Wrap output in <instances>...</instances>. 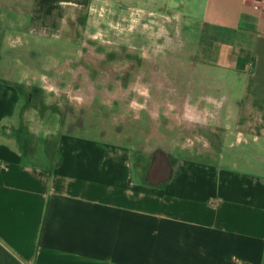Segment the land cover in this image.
I'll list each match as a JSON object with an SVG mask.
<instances>
[{
    "label": "crops",
    "instance_id": "1",
    "mask_svg": "<svg viewBox=\"0 0 264 264\" xmlns=\"http://www.w3.org/2000/svg\"><path fill=\"white\" fill-rule=\"evenodd\" d=\"M68 1L2 0L40 35ZM139 1L113 0L114 14ZM169 1L201 59L229 73L210 113L229 144L184 147L210 161L136 150L138 178L120 135L13 123L22 97L0 81V264H264V0ZM41 129L49 166L31 161Z\"/></svg>",
    "mask_w": 264,
    "mask_h": 264
},
{
    "label": "rangeland",
    "instance_id": "2",
    "mask_svg": "<svg viewBox=\"0 0 264 264\" xmlns=\"http://www.w3.org/2000/svg\"><path fill=\"white\" fill-rule=\"evenodd\" d=\"M146 1L114 14L113 0H69L58 7V26L40 35L30 32L29 16L1 0L0 81L22 97L13 123H43L59 136L120 135L138 178L136 150L210 161L184 147L227 146L226 133L210 129V113L215 101H225L215 97L230 89L229 73L201 59L198 36L168 12L169 0ZM40 131L33 140L39 158L31 161L49 166V141Z\"/></svg>",
    "mask_w": 264,
    "mask_h": 264
},
{
    "label": "built area",
    "instance_id": "3",
    "mask_svg": "<svg viewBox=\"0 0 264 264\" xmlns=\"http://www.w3.org/2000/svg\"><path fill=\"white\" fill-rule=\"evenodd\" d=\"M255 7L261 9V4L259 2H257Z\"/></svg>",
    "mask_w": 264,
    "mask_h": 264
}]
</instances>
